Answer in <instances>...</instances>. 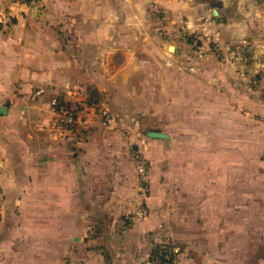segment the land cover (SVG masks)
<instances>
[{
	"label": "crops",
	"instance_id": "1",
	"mask_svg": "<svg viewBox=\"0 0 264 264\" xmlns=\"http://www.w3.org/2000/svg\"><path fill=\"white\" fill-rule=\"evenodd\" d=\"M57 98L83 103L73 132ZM149 132L172 134L173 235ZM170 242L174 264H264V0H0V264Z\"/></svg>",
	"mask_w": 264,
	"mask_h": 264
},
{
	"label": "rangeland",
	"instance_id": "2",
	"mask_svg": "<svg viewBox=\"0 0 264 264\" xmlns=\"http://www.w3.org/2000/svg\"><path fill=\"white\" fill-rule=\"evenodd\" d=\"M144 126L140 129L143 130L145 133L146 129H154V130H160V131H172V119H164V120H158L156 118H147L144 119ZM138 134V137H147L145 134ZM169 133H167L168 135ZM169 139H165L163 141L164 147L160 150H154L156 153L155 158L158 159V167L157 171L154 172L155 176H159L160 180L162 181V185H164L165 191L167 190V212L165 219L168 223L169 226V233H172L173 235V175H174V146H173V140H172V134L168 135ZM133 150V157L137 163V168L138 166L140 167V170L138 173L140 174L141 177H146L149 175V170L145 166L143 158L140 156V152L138 149H136V146H132ZM152 152V150H151ZM156 159V161H157ZM144 169V171H141V169ZM147 168V169H146ZM145 192L148 194L149 191L151 190V187L149 183L146 184V187H144ZM174 241V240H173ZM176 243H178L176 241ZM175 243V244H176ZM172 244V245H171ZM164 246L168 248H172L174 250L175 245L173 242L167 243Z\"/></svg>",
	"mask_w": 264,
	"mask_h": 264
},
{
	"label": "built area",
	"instance_id": "3",
	"mask_svg": "<svg viewBox=\"0 0 264 264\" xmlns=\"http://www.w3.org/2000/svg\"><path fill=\"white\" fill-rule=\"evenodd\" d=\"M38 0H18L21 4H36ZM189 36V41L192 42L194 45H196V38L192 35ZM55 107L57 112L59 113V122L60 125L70 131H74L77 128L78 125V118L79 113L83 108V103L80 100H76L74 103H68L66 100L62 98H57L54 101ZM101 114L107 124L112 123L113 119L110 116L108 110L106 108H102ZM141 171H144L142 168ZM146 213L147 211H143ZM167 264H174V263H167Z\"/></svg>",
	"mask_w": 264,
	"mask_h": 264
},
{
	"label": "trees",
	"instance_id": "4",
	"mask_svg": "<svg viewBox=\"0 0 264 264\" xmlns=\"http://www.w3.org/2000/svg\"><path fill=\"white\" fill-rule=\"evenodd\" d=\"M189 41V36L186 35ZM176 253L172 248L166 246H157L153 252V260L158 264L174 263Z\"/></svg>",
	"mask_w": 264,
	"mask_h": 264
},
{
	"label": "water",
	"instance_id": "5",
	"mask_svg": "<svg viewBox=\"0 0 264 264\" xmlns=\"http://www.w3.org/2000/svg\"><path fill=\"white\" fill-rule=\"evenodd\" d=\"M171 49L174 50L175 48L172 46ZM147 136L150 138L157 139H169V136L167 134L161 132H149L147 133Z\"/></svg>",
	"mask_w": 264,
	"mask_h": 264
}]
</instances>
